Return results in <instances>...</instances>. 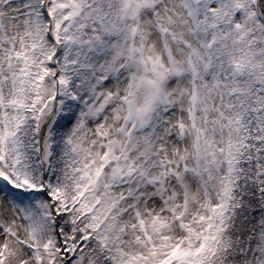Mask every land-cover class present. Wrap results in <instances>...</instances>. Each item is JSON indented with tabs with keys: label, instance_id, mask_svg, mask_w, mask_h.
<instances>
[{
	"label": "snow or ice",
	"instance_id": "snow-or-ice-1",
	"mask_svg": "<svg viewBox=\"0 0 264 264\" xmlns=\"http://www.w3.org/2000/svg\"><path fill=\"white\" fill-rule=\"evenodd\" d=\"M0 264H264V0H0Z\"/></svg>",
	"mask_w": 264,
	"mask_h": 264
}]
</instances>
